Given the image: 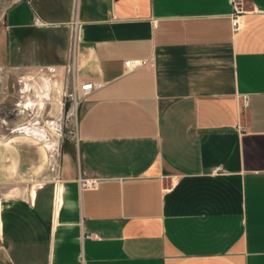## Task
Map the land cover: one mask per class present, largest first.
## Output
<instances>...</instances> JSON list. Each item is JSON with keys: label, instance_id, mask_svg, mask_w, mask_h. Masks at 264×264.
<instances>
[{"label": "crops", "instance_id": "obj_1", "mask_svg": "<svg viewBox=\"0 0 264 264\" xmlns=\"http://www.w3.org/2000/svg\"><path fill=\"white\" fill-rule=\"evenodd\" d=\"M8 2L2 75L95 90L58 179L0 139V264H264V0Z\"/></svg>", "mask_w": 264, "mask_h": 264}, {"label": "rangeland", "instance_id": "obj_2", "mask_svg": "<svg viewBox=\"0 0 264 264\" xmlns=\"http://www.w3.org/2000/svg\"><path fill=\"white\" fill-rule=\"evenodd\" d=\"M8 1L0 0V18ZM1 41L0 139L2 153L12 156L2 161L14 168L16 181L22 185L58 179L66 151L74 162L78 161L76 129L82 100H75L74 78L64 80L63 76L41 74L22 83L19 78L4 77ZM7 88L10 91H5ZM28 129L33 132L28 134Z\"/></svg>", "mask_w": 264, "mask_h": 264}, {"label": "built area", "instance_id": "obj_3", "mask_svg": "<svg viewBox=\"0 0 264 264\" xmlns=\"http://www.w3.org/2000/svg\"><path fill=\"white\" fill-rule=\"evenodd\" d=\"M80 24V21H78L77 19L72 23L71 25V38H72V47H71V58L72 60L75 59V48H76V39H77V35H78V31H79V25ZM233 26L236 28V29H239L240 27V24H239V19H238V16L236 14V17H234L233 19ZM144 65L141 61H136V62H131V61H128L126 62V66L128 68H131V67H139V66H142ZM76 86V85H75ZM95 90V85L93 82H84L81 84L80 88H77L75 87L74 88V95H75V100L76 102L78 100H82L83 98H85L86 96L92 94V92ZM246 104H247V101H246ZM85 184L87 186H92L93 183H91L90 181H86Z\"/></svg>", "mask_w": 264, "mask_h": 264}, {"label": "bare ground", "instance_id": "obj_4", "mask_svg": "<svg viewBox=\"0 0 264 264\" xmlns=\"http://www.w3.org/2000/svg\"><path fill=\"white\" fill-rule=\"evenodd\" d=\"M26 130H27V129H26ZM31 131H32L31 129H28V131H27V132H28V134H30V132H31ZM32 132H33V131H32Z\"/></svg>", "mask_w": 264, "mask_h": 264}]
</instances>
